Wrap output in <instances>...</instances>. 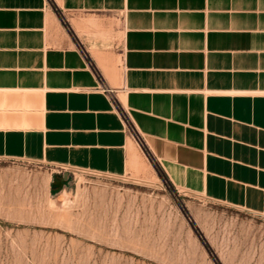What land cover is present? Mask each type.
I'll return each instance as SVG.
<instances>
[{"label":"crops","instance_id":"0c3cea01","mask_svg":"<svg viewBox=\"0 0 264 264\" xmlns=\"http://www.w3.org/2000/svg\"><path fill=\"white\" fill-rule=\"evenodd\" d=\"M145 150L264 216V0H0V158L122 177Z\"/></svg>","mask_w":264,"mask_h":264},{"label":"rangeland","instance_id":"374dc122","mask_svg":"<svg viewBox=\"0 0 264 264\" xmlns=\"http://www.w3.org/2000/svg\"><path fill=\"white\" fill-rule=\"evenodd\" d=\"M0 264H264V216L176 188L146 150L122 177L0 158Z\"/></svg>","mask_w":264,"mask_h":264},{"label":"bare ground","instance_id":"6f19581e","mask_svg":"<svg viewBox=\"0 0 264 264\" xmlns=\"http://www.w3.org/2000/svg\"><path fill=\"white\" fill-rule=\"evenodd\" d=\"M143 166H144V164H143ZM144 168V167H143Z\"/></svg>","mask_w":264,"mask_h":264}]
</instances>
